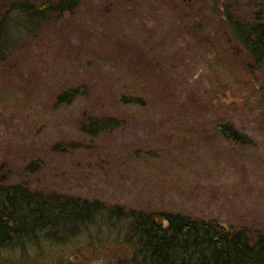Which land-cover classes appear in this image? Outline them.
I'll use <instances>...</instances> for the list:
<instances>
[{"label":"rangeland","instance_id":"rangeland-1","mask_svg":"<svg viewBox=\"0 0 264 264\" xmlns=\"http://www.w3.org/2000/svg\"><path fill=\"white\" fill-rule=\"evenodd\" d=\"M50 1L0 0L12 24L0 56V184L264 233V59L228 22L264 23V0H82L20 25L16 5ZM70 90L79 94L58 103ZM107 117L118 125L83 132ZM222 118L242 145L216 131ZM128 235L124 222L105 224L0 259L135 264Z\"/></svg>","mask_w":264,"mask_h":264},{"label":"trees","instance_id":"trees-1","mask_svg":"<svg viewBox=\"0 0 264 264\" xmlns=\"http://www.w3.org/2000/svg\"><path fill=\"white\" fill-rule=\"evenodd\" d=\"M81 1L51 0L41 7L21 2L13 11L20 13L21 26L31 28L49 15L64 16L72 12ZM258 21L256 26L247 28L228 20L236 41L257 63L264 59V23L261 18ZM10 26L7 17H0V56L8 45ZM77 94L79 90L67 91L57 101L71 103ZM117 125L118 121L112 117L90 118L82 130L96 137ZM214 127L231 144L242 145L245 141L226 118ZM123 222L134 244L132 261L135 264H264V233L256 235L247 229L234 231L215 219L196 220L166 212L125 213L121 208L110 210L99 201L0 184V258L5 251L25 253L30 246L65 244L91 228ZM0 262L3 261L0 259Z\"/></svg>","mask_w":264,"mask_h":264},{"label":"water","instance_id":"water-1","mask_svg":"<svg viewBox=\"0 0 264 264\" xmlns=\"http://www.w3.org/2000/svg\"><path fill=\"white\" fill-rule=\"evenodd\" d=\"M0 264H13V263H1V262H0Z\"/></svg>","mask_w":264,"mask_h":264}]
</instances>
